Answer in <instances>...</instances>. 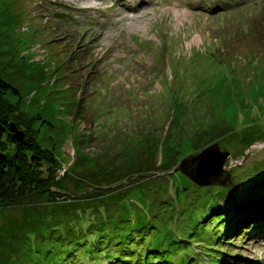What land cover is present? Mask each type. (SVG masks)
Wrapping results in <instances>:
<instances>
[{
    "label": "rangeland",
    "instance_id": "rangeland-1",
    "mask_svg": "<svg viewBox=\"0 0 264 264\" xmlns=\"http://www.w3.org/2000/svg\"><path fill=\"white\" fill-rule=\"evenodd\" d=\"M0 79L16 90L0 114L65 167L53 194L0 202V264H75L70 243L84 264H137L150 233L196 264H264V217L221 215L264 171V0H0ZM104 207L155 227H130L126 253Z\"/></svg>",
    "mask_w": 264,
    "mask_h": 264
},
{
    "label": "trees",
    "instance_id": "trees-1",
    "mask_svg": "<svg viewBox=\"0 0 264 264\" xmlns=\"http://www.w3.org/2000/svg\"><path fill=\"white\" fill-rule=\"evenodd\" d=\"M8 90L16 93V90L12 88L7 81L0 79V94L5 93ZM6 117L7 116L0 114V202L8 203L23 200L34 193L53 194L54 190L52 191V188L54 189L56 187H59L62 176L65 175L63 171L65 167L57 159L56 155L50 148L44 147L39 142H37L34 135H30L28 137L26 136L22 140L15 139L13 136V132L9 130L10 122ZM262 172L255 173L249 176L248 179L240 181V183L238 184H232V186H230L231 189H233L231 192H229L230 190H224L225 193L228 194L227 198L229 200H231V197L236 196V202H242L245 198L247 203H249L247 206H240L239 204H236V202L231 203L235 207H239L241 211H237L235 209L233 211L222 210L221 215L223 216L226 213L228 215V217L226 218H230V221L232 222L244 216V218L237 221L236 226L238 227L243 226L244 228H246L248 223L258 222V219L264 217V171ZM254 180L255 182L252 183V185H249V183ZM256 187H258V191H260L259 193H257V195H249L247 193L249 190H255ZM55 191L58 192V190ZM87 194H89V192H87L85 195ZM159 201H165L166 203L171 204L170 200L167 201L166 199H159ZM256 201H258V204H262V206H255V208L257 207L261 209L260 211L253 208V205H255ZM125 203L122 204L126 208H128V202ZM247 203L243 202V205ZM110 209L111 207H104V217L102 219L103 221L101 220V215H99V213L103 214L102 212L98 213V211H96V213H98L97 215L95 213L96 216H90L88 214L87 226H92L95 223L94 220H101L99 222V225L102 227L101 230L103 231L104 228L111 229L112 232L106 234L111 236V234L113 235V233H115L113 224L119 222L121 228L118 230L119 236L118 244L116 247L126 253H129L132 250L129 247L132 244L133 233V230H130V227L136 229V234L134 235L139 237V240L146 237V234L144 232L145 227H155V224L152 222L153 214L146 215L145 217L143 216L142 221L133 222L131 221V215L128 213H117L114 216L109 215L107 211ZM248 209L250 210V212L245 215L243 210ZM105 218L109 219L110 221L116 220V222L111 223L108 220L107 224L106 220H104ZM254 218L257 219L255 220V222L252 221ZM262 226H264V222L262 225L260 224V227ZM253 227V229L261 230V228H256L259 227V225H253ZM122 231H124L126 234L123 236V238L121 235ZM106 235L104 236L103 232L101 235H97L96 233H94L92 238L94 247L98 244L108 243L105 240L106 237H108ZM234 235L235 233L233 234V236ZM73 237L74 238H71L70 240L80 241L78 235H73ZM156 237L157 235L150 233V237L148 238L149 243L151 242L150 247H152L150 251L149 249L144 250L142 254L137 255L139 256L138 258L135 256L134 258L132 255H130V260H137V264H166L167 261L168 264H196L194 262L195 257H185L186 255L178 256L175 251H170L169 249H167L168 242L169 244H179L178 239L174 238L171 240H166L164 238L163 240H161ZM74 244L76 245V247H79L76 243H70L68 249L69 253L71 252V249L72 251L74 249L78 251L77 256L75 257V262L77 263L75 264H82L80 260L81 257H84L83 264L85 261L89 262L90 260L86 255L83 256L82 254H80L79 250L81 249V247L76 248L73 246ZM83 247H85V245ZM154 251L156 253H154ZM101 253L102 252H99L100 255ZM97 255L98 254H96V256ZM93 259L96 260V257H93ZM122 262V260H117L118 264H122Z\"/></svg>",
    "mask_w": 264,
    "mask_h": 264
},
{
    "label": "water",
    "instance_id": "water-1",
    "mask_svg": "<svg viewBox=\"0 0 264 264\" xmlns=\"http://www.w3.org/2000/svg\"><path fill=\"white\" fill-rule=\"evenodd\" d=\"M9 130L11 131V132H13V136H14V138L15 139H17V140H22L23 139V137H24V132L22 131V130H20V129H18L14 124H12V123H10L9 124ZM216 149V147H214V145H212V146H209V147H206V148H204V149H202L201 150V152H200V155H198V156H195V157H190V158H188V160H191L190 162L192 163V164H190L189 166H190V169H191V171L190 172H192L193 173V175H188L187 173V176L191 179V180H193V181H198V174H197V172L198 171H196V168L198 167V161H202V159L203 158H206V155H208L210 152H212L213 150H215ZM213 152H215V151H213ZM201 157V158H200ZM184 161H187V159H183L181 162H180V166H181V168H180V171H182V172H184L186 169H185V167L183 166L182 167V163L184 162ZM189 171V170H188ZM189 172V173H190ZM205 178H206V176H205Z\"/></svg>",
    "mask_w": 264,
    "mask_h": 264
},
{
    "label": "bare ground",
    "instance_id": "bare-ground-1",
    "mask_svg": "<svg viewBox=\"0 0 264 264\" xmlns=\"http://www.w3.org/2000/svg\"><path fill=\"white\" fill-rule=\"evenodd\" d=\"M131 2V1H130ZM135 5V4H134ZM137 8V7H136ZM131 9H135V6H133Z\"/></svg>",
    "mask_w": 264,
    "mask_h": 264
}]
</instances>
